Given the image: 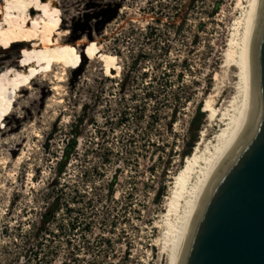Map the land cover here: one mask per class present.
Listing matches in <instances>:
<instances>
[{"label": "rangeland", "instance_id": "rangeland-1", "mask_svg": "<svg viewBox=\"0 0 264 264\" xmlns=\"http://www.w3.org/2000/svg\"><path fill=\"white\" fill-rule=\"evenodd\" d=\"M18 1L25 34L0 40V264H166L156 222L198 106L217 84V104L232 94L236 0Z\"/></svg>", "mask_w": 264, "mask_h": 264}, {"label": "water", "instance_id": "water-1", "mask_svg": "<svg viewBox=\"0 0 264 264\" xmlns=\"http://www.w3.org/2000/svg\"><path fill=\"white\" fill-rule=\"evenodd\" d=\"M172 264H264V0L220 146L185 198Z\"/></svg>", "mask_w": 264, "mask_h": 264}, {"label": "bare ground", "instance_id": "bare-ground-1", "mask_svg": "<svg viewBox=\"0 0 264 264\" xmlns=\"http://www.w3.org/2000/svg\"><path fill=\"white\" fill-rule=\"evenodd\" d=\"M262 3L263 0H236L235 6L240 10V15L231 24L222 61L224 72H231L234 78L232 94L222 105L217 104V98L221 94V87L217 84L215 90L205 99L202 109L205 112V124L196 144L184 158L183 165L171 178L160 220L156 222L161 228L156 242L166 258V264L173 263L177 224L185 198L220 146L236 96L245 80L253 57ZM30 11L31 6L27 2L0 0V40L9 38L8 40L15 42L24 35ZM74 67L71 68L76 69ZM220 78L217 72L214 79L218 82Z\"/></svg>", "mask_w": 264, "mask_h": 264}, {"label": "trees", "instance_id": "trees-1", "mask_svg": "<svg viewBox=\"0 0 264 264\" xmlns=\"http://www.w3.org/2000/svg\"><path fill=\"white\" fill-rule=\"evenodd\" d=\"M218 8V3L215 6V10ZM79 38H75L74 41H76ZM79 69H73L77 70ZM201 105L198 106L196 110V114L194 118L191 121L190 128L192 130V139L195 140L197 136V130L201 124L202 119L204 118V111H201ZM71 133H72V138L69 140V142L64 146L62 150L61 156L58 158V163L55 171V177L53 178L50 188L52 192L55 190L57 183L59 181V178L66 172V168L68 165V162L70 160V157L72 154H75L76 150L75 147L77 145V140L78 136L80 135V130L78 126H72L71 127ZM188 155V154H187ZM186 155V156H187ZM158 195V194H157ZM69 208V206H67ZM67 208V209H68ZM60 210V204H59V196H55L49 204H47L44 212L41 214L40 219H39V228L38 229H44L47 228L50 222H52L55 218L56 215L58 214Z\"/></svg>", "mask_w": 264, "mask_h": 264}]
</instances>
